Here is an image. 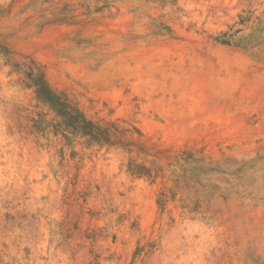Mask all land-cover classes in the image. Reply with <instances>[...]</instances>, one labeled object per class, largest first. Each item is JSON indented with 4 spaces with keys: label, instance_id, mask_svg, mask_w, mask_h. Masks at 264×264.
I'll return each instance as SVG.
<instances>
[{
    "label": "rangeland",
    "instance_id": "374dc122",
    "mask_svg": "<svg viewBox=\"0 0 264 264\" xmlns=\"http://www.w3.org/2000/svg\"><path fill=\"white\" fill-rule=\"evenodd\" d=\"M0 264H264V0H0Z\"/></svg>",
    "mask_w": 264,
    "mask_h": 264
},
{
    "label": "bare ground",
    "instance_id": "6f19581e",
    "mask_svg": "<svg viewBox=\"0 0 264 264\" xmlns=\"http://www.w3.org/2000/svg\"><path fill=\"white\" fill-rule=\"evenodd\" d=\"M148 50V49H147ZM149 51V50H148ZM145 57L147 55H144ZM148 56H151L150 54ZM153 56H151L152 58ZM146 58H149V57H146ZM146 58H145V62H146ZM150 58V59H151ZM182 58V57H181ZM133 60V59H132ZM149 60V59H148ZM126 66V65H125ZM211 68V67H210ZM139 77L141 76L142 78L141 79H146V75H142V74H138ZM212 76V75H211ZM150 77V76H149ZM211 78V77H210ZM209 78V75L208 74H204L203 77H198L197 79H195V81L193 82V84L191 85V94H190V99L188 100L189 104H191V106H195L197 107V109H199L198 112H193L194 114H198V113H203L206 109H210V108H214V106L216 105V99L213 98L212 96H209L208 94V91L209 89L206 88V85L208 82H210L212 79ZM214 78V77H213ZM210 79V80H209ZM189 91V90H188ZM192 100V101H191ZM216 107V106H215ZM216 110V108H215ZM223 110V108H222ZM190 111V110H189ZM221 111V110H220ZM219 111V112H220ZM207 112V111H206ZM208 113V112H207ZM218 113V112H217ZM221 113V112H220ZM220 115V114H219ZM175 116V115H174ZM191 116V115H190ZM213 116V115H212ZM223 116V115H222ZM182 119V116H180L178 119ZM184 118V117H183ZM186 118V117H185ZM193 118V117H192ZM214 118V117H212ZM221 118V117H220ZM180 119V120H181ZM214 119H217L216 117ZM228 119V118H227ZM225 119V120H227ZM178 120L180 123L181 121L183 122L184 120ZM220 120V119H219ZM223 120V122L225 121ZM231 120V119H230ZM229 120V122H231ZM179 122H177L178 124H180ZM187 122V121H186ZM234 123V122H233ZM225 124V123H224ZM170 125V124H169ZM176 127L180 126V125H175ZM170 127V126H169ZM185 127V125H184ZM183 127V128H184ZM240 127V126H239ZM182 128V126H181ZM180 128V129H181ZM187 128V127H186ZM184 128V130L186 129ZM179 129V128H176V130ZM177 132V131H176ZM181 133V132H180Z\"/></svg>",
    "mask_w": 264,
    "mask_h": 264
}]
</instances>
